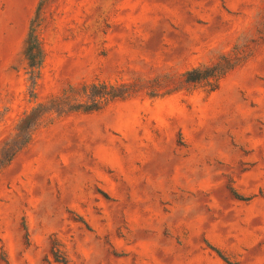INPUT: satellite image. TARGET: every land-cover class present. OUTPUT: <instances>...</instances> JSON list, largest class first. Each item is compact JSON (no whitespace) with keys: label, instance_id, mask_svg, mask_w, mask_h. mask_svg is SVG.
Returning <instances> with one entry per match:
<instances>
[{"label":"rangeland","instance_id":"obj_1","mask_svg":"<svg viewBox=\"0 0 264 264\" xmlns=\"http://www.w3.org/2000/svg\"><path fill=\"white\" fill-rule=\"evenodd\" d=\"M62 99L0 170V264H264V0H0V144Z\"/></svg>","mask_w":264,"mask_h":264},{"label":"trees","instance_id":"obj_2","mask_svg":"<svg viewBox=\"0 0 264 264\" xmlns=\"http://www.w3.org/2000/svg\"><path fill=\"white\" fill-rule=\"evenodd\" d=\"M41 49L34 30H30L28 41L25 48V57L30 69L29 76L35 80L38 74V67L41 62ZM232 68L231 62L222 58L210 66L196 67L186 71L183 74V81L194 84L199 82L213 81L217 83L226 72ZM125 92H119L117 87L108 85L106 83L83 85L77 91L76 95L79 97L85 96V102H79L70 106L72 110H80L84 112L95 111L99 109L106 101L116 97H123ZM60 105H68V102L62 100L50 101L47 104L39 103L28 111L18 121L14 132L8 136L0 144V170L7 166L15 156L28 144L31 139L33 131L40 125L45 114L51 112ZM59 250L53 248L52 254L54 261H59L57 255Z\"/></svg>","mask_w":264,"mask_h":264}]
</instances>
